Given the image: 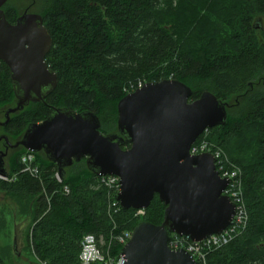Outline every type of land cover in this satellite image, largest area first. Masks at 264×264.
<instances>
[{"label":"trees","instance_id":"16d2710c","mask_svg":"<svg viewBox=\"0 0 264 264\" xmlns=\"http://www.w3.org/2000/svg\"><path fill=\"white\" fill-rule=\"evenodd\" d=\"M40 3L52 38L45 61L57 74V85L44 102L11 113L0 125V135L14 142L29 123L43 120L54 108L90 110L98 116L102 133L115 132L117 101L139 81L180 80L191 88V99L207 90L227 104L225 124L209 128L208 138L240 169L248 222L241 234L210 251L206 261L264 264V0ZM3 9L9 18L18 15L9 0ZM15 103L9 69L0 60V121ZM24 152L21 146L8 148L0 191L16 209L14 239L39 264H79L80 240L86 233L107 243L114 225L120 232L140 221L161 223L165 206L157 195L140 217L133 216L134 209L112 213L108 190L85 159L65 167L58 182L56 165L42 151L34 153L40 183L21 172ZM5 227L2 209L0 231ZM120 249L114 244L111 253L117 255ZM5 258L0 257V264Z\"/></svg>","mask_w":264,"mask_h":264},{"label":"water","instance_id":"95a60500","mask_svg":"<svg viewBox=\"0 0 264 264\" xmlns=\"http://www.w3.org/2000/svg\"><path fill=\"white\" fill-rule=\"evenodd\" d=\"M6 2L0 0V60L9 69L16 103L0 125L29 103L44 102L57 85V74L45 62L52 39L42 16L25 10L9 23ZM191 94L177 79L145 82L117 101V130L110 133L100 131L90 110L54 108L29 123L16 141L0 135V178L7 175L8 148L42 151L61 179L65 167L85 159L96 176L119 177L115 199L122 209H146L155 195L165 206L160 224L140 221L131 229L119 251L124 264H195L186 250L169 248V234L200 241L219 233L229 225L235 204L223 194L228 179L218 175L214 156L189 152L203 130L225 124L227 104L207 90L195 99Z\"/></svg>","mask_w":264,"mask_h":264},{"label":"built area","instance_id":"2783aa9c","mask_svg":"<svg viewBox=\"0 0 264 264\" xmlns=\"http://www.w3.org/2000/svg\"><path fill=\"white\" fill-rule=\"evenodd\" d=\"M144 83L139 81L136 86L132 87L131 92L141 87ZM208 130L209 128L203 130L190 146L189 152L192 155L209 152L214 156L215 170L218 175L221 178L228 179L223 194L227 195L234 202L235 210L229 225L224 230L211 234L200 241H192L187 236L175 233L169 234L167 242L169 248L173 250L180 248L186 250L195 259V264H207L206 255L210 251L226 245L233 238L241 234L245 230L248 222L247 207L239 180L240 169L230 161L226 152L219 145L208 138ZM20 162L21 172L28 173L31 177L38 179L42 183L33 152H24L20 157ZM54 177L56 181H62L58 172H55ZM2 178L6 179L5 177ZM98 178L99 182L108 190L109 210L112 213L118 212L121 207L115 199V195L120 190L119 177L115 175H103L98 176ZM62 191L68 193L69 189L66 185H63ZM47 198L49 200V197ZM143 213L144 209H134L133 216L140 217ZM130 236L131 230L124 229L120 232L113 233L107 243H105L102 238L98 239L94 234H84L80 240L79 264H124L123 257L119 253L113 255L111 250L114 244L119 245L121 248L129 240ZM105 244L106 247L104 248Z\"/></svg>","mask_w":264,"mask_h":264},{"label":"rangeland","instance_id":"374dc122","mask_svg":"<svg viewBox=\"0 0 264 264\" xmlns=\"http://www.w3.org/2000/svg\"><path fill=\"white\" fill-rule=\"evenodd\" d=\"M30 1L31 0H9V5L14 7L19 14L24 10L25 7L28 6ZM34 2L35 3L31 6L29 11L39 13L41 7V3H40L41 0H35ZM44 194L46 196V193ZM46 200L47 202L49 201L48 199ZM2 209L6 220V227L0 231V257L5 258L2 255L3 251L7 255H9L7 258L4 259V263L5 264H39L36 261V259L33 257V255H31L29 252L23 251V245L22 243L19 242L18 239L16 240L15 243V249H14L15 251L13 249L11 250V248H14L13 245L14 233L16 232L15 230L18 229L17 226L15 228V224L17 220L16 218L18 217H15L16 209L13 203L9 199L5 198L4 193L0 191V211ZM114 229L115 227L113 226L112 232H110L109 237H111L113 233H116Z\"/></svg>","mask_w":264,"mask_h":264},{"label":"flooded vegetation","instance_id":"af4514ba","mask_svg":"<svg viewBox=\"0 0 264 264\" xmlns=\"http://www.w3.org/2000/svg\"><path fill=\"white\" fill-rule=\"evenodd\" d=\"M8 1V0H7ZM34 1V0H33ZM6 4V3H5ZM4 4V5H5ZM31 8V6H30V4L27 6V7H25L24 8V10L23 11H27V12H31V11H29V9ZM4 10V14H5V18L7 19V21L9 22V23H14L15 22V20H16V18L21 14V13H23V11L20 13V14H18V15H15V16H13V17H11V18H9V16H8V14H6L5 13V9H3ZM35 13V12H34ZM38 14H40L41 16H42V18H43V14H41V13H38ZM44 20V19H43ZM43 25H44V22H43ZM45 26V25H44ZM48 31V30H47ZM49 33V32H48ZM50 35V34H49ZM51 36V35H50ZM52 39V38H51ZM52 45V44H51ZM48 53V52H47ZM47 55V54H46ZM46 55H45V57H46ZM46 62V61H45Z\"/></svg>","mask_w":264,"mask_h":264}]
</instances>
